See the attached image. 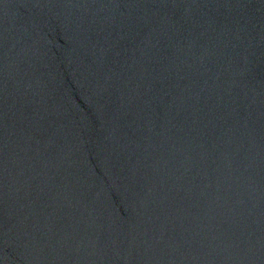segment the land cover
I'll list each match as a JSON object with an SVG mask.
<instances>
[{
	"label": "water",
	"instance_id": "95a60500",
	"mask_svg": "<svg viewBox=\"0 0 264 264\" xmlns=\"http://www.w3.org/2000/svg\"><path fill=\"white\" fill-rule=\"evenodd\" d=\"M0 264H264V0H0Z\"/></svg>",
	"mask_w": 264,
	"mask_h": 264
}]
</instances>
